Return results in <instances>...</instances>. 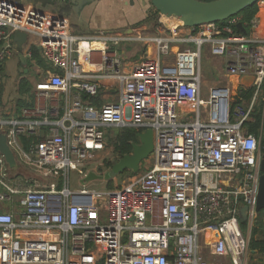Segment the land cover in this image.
I'll use <instances>...</instances> for the list:
<instances>
[{"label":"built area","instance_id":"obj_1","mask_svg":"<svg viewBox=\"0 0 264 264\" xmlns=\"http://www.w3.org/2000/svg\"><path fill=\"white\" fill-rule=\"evenodd\" d=\"M257 5L260 10L264 0ZM193 30L184 41L194 47L179 50L172 64L159 61L172 41L157 37L156 56L128 68L109 50L127 40L126 33L75 36L20 0H0V62L13 53L31 60L32 49L39 48L53 71L43 69L34 82V99L68 89L77 93L65 100L59 119L42 118L49 133L27 151L18 138L30 129L26 119L42 112L37 104L21 110L24 120L0 128L12 152L43 183L11 184L0 153V264H243L249 244L243 229L258 215L263 133L256 138L243 124L264 86V29L258 11L247 35L218 23ZM16 32L31 40L20 52L11 43ZM203 45L213 57L228 58V77L252 78L248 103L232 101L228 86L203 94ZM104 78L116 82L118 102L84 104L79 95L96 96ZM108 127L151 129L152 166L113 189H88L80 182L100 168L98 160L90 166ZM72 172L79 175L77 189L70 187Z\"/></svg>","mask_w":264,"mask_h":264},{"label":"crops","instance_id":"obj_2","mask_svg":"<svg viewBox=\"0 0 264 264\" xmlns=\"http://www.w3.org/2000/svg\"><path fill=\"white\" fill-rule=\"evenodd\" d=\"M20 2L50 15L52 19L59 21L60 24L75 36L87 37L102 30H113L115 32L126 33L128 39L120 43L119 54L128 68L136 63L142 62L147 56H156V44H154L153 40L157 37L172 41L171 43L169 42V54L165 57L159 56L161 64H172L175 54L179 50L186 46L194 47L192 44L184 41L187 39L188 35L194 32L193 28L182 27L177 22L174 23V20L164 18L159 14L151 16V8L149 7L147 0H92L91 3L82 6L79 14H75L72 11L71 0H20ZM261 9L259 10V14ZM260 19L262 29H264V22L261 17ZM128 29H131V32L128 33ZM30 42L31 40L27 36L25 43L22 44L21 47L26 48L27 44ZM11 43L16 47V43L13 41V36L11 38ZM206 46L208 47V45ZM11 57L3 62V67L18 66L20 76L17 82L19 83L21 79H27L31 84L32 93L34 82L27 77V73L32 69L41 78L42 74H44L43 69L53 71L48 63L45 62L44 64L46 66L44 67L39 64L33 56L31 60H27L25 66L21 65L17 55H15L14 59H11ZM39 57L41 58L40 54ZM217 58L224 61L226 66L228 58ZM25 70L26 73L24 72ZM100 83V89L96 96L90 97L84 94L79 95L84 104L90 103L95 107H101L106 103L118 102L119 96L117 93L116 82L112 78H104L100 80ZM15 93L17 95V91ZM76 96L77 93L74 89H68L66 92H50L49 94L41 96L37 101L34 99L33 107L37 104L38 107L42 109V112L29 116L26 119L27 125L30 126V129L19 136L18 143L20 147L24 150L20 141L21 137H25L26 139L29 138L32 142H35V140L46 136L49 133L50 127L41 123L42 118L47 116L50 120L55 121L57 118L59 119L65 109V100H70ZM53 101L56 102V104ZM5 102H7V98H2L0 103L1 130L3 127H6L5 124H7L9 120L25 119L21 116V110L25 108L18 110L16 101L12 104L7 102V106L5 105ZM55 110H57L58 116L55 115ZM28 148H30V146ZM103 154L104 152L95 154V160L92 159L93 161L91 162L92 165L96 160L101 159ZM16 163L18 164L17 169L20 168L22 174H29L25 181H28V183L34 185V187L42 188L41 185H43V183L37 182L35 178L36 176H34L35 172H33L32 169H29L30 172L28 173V170L25 168L21 159L16 158Z\"/></svg>","mask_w":264,"mask_h":264},{"label":"water","instance_id":"obj_3","mask_svg":"<svg viewBox=\"0 0 264 264\" xmlns=\"http://www.w3.org/2000/svg\"><path fill=\"white\" fill-rule=\"evenodd\" d=\"M152 9L159 15L166 18H174L180 20L183 25L187 27H197L207 23H220L235 17L247 7L258 4L261 0H212V1H199V0H148ZM92 0H71L72 11L79 14L82 6L91 3ZM236 28L245 33V29L241 22H237ZM127 32H131L128 29ZM27 35L24 32H16L13 34V41L16 43L17 50L21 51L22 44L25 43ZM39 50V48H37ZM22 66L27 63L26 58L21 54L17 55ZM26 73V70L24 71ZM252 78L245 76L241 78V84L248 86ZM136 143L131 144V152L122 155L118 160L112 161L110 169L105 171L104 174H96L92 171L88 172L86 176L81 179V184L86 185L92 181H109L116 176L129 171L137 173L140 163L145 160L153 149V134L151 129H146L144 132H137ZM262 153L260 158L261 175L258 180L255 210L262 214V224L264 231V132L262 133ZM0 153L3 155L8 169L12 175L18 170L16 157L12 150L6 143L5 133L0 131ZM247 208H241L240 223L246 221ZM263 258H264V252Z\"/></svg>","mask_w":264,"mask_h":264},{"label":"rangeland","instance_id":"obj_4","mask_svg":"<svg viewBox=\"0 0 264 264\" xmlns=\"http://www.w3.org/2000/svg\"><path fill=\"white\" fill-rule=\"evenodd\" d=\"M149 7L151 8V10H153L150 3H149ZM109 50L111 51L115 50L116 52L119 53L120 46L109 47ZM14 57L15 54L13 53L11 59H14ZM199 70H200L201 82L203 86L202 90L204 95L206 94L207 89L209 87L228 86L230 88L232 101H235V97L239 94L241 90H244L243 88L247 90L249 89V87L241 86V82H240L241 79L239 77L230 78L227 76V72L225 71L224 61H222L217 57H213L210 54L209 49L206 45H203L200 50ZM19 76H20L19 68L16 65L3 67V72L0 73V85L4 91L3 98L5 99L7 98L8 103L12 104L13 102L16 101L17 95L15 92L17 91V83H18L17 80L19 79ZM27 77L32 79L33 82H36L40 79V77L32 69L29 71V73H27ZM7 102H5L6 106L8 105ZM259 106H260V110L264 108V86H263V90H261L260 93H258L257 98L254 101L252 111L254 110L255 107L258 108ZM127 130L129 129L126 128L121 129L119 127L106 128V132L103 140V146H102L103 148L102 152H104V154L102 158L96 162L99 164L100 168H96L94 170V173L104 174L105 171L110 169L109 163H111L112 161H116L120 158L117 152L115 151L114 142L117 138H120L121 135L124 134ZM256 138H259V136H256ZM261 145H262V138L260 136V146ZM14 153L17 157L18 156L17 151L14 150ZM17 159L20 158L17 157ZM151 166H152V161L151 158L148 156L145 160H143L140 163L138 172L144 173ZM90 167H94V165ZM27 172L29 173L30 171L28 170ZM131 174L134 173L132 172L129 173L128 171H126L107 182L106 181L89 182L86 184V187L92 190L113 189L119 185H124ZM14 175L15 176H12L11 172L10 171L8 172L9 181L11 184L16 183L19 186H23L27 184L25 179L27 178V176H29V174H22V170L19 168L16 171V173H14ZM34 176H36L35 178L38 183L42 182L41 176L39 174L34 173ZM69 178H70L71 189L76 187L78 188L79 175L72 172ZM13 197H14V202L17 201L18 196L15 195ZM6 205H8V203H6ZM249 228H250L249 230H247V228L243 229L244 236L249 238L248 243L250 242L251 231L253 230V228H257L258 232L261 231L256 235L257 236L256 238H259L260 234H263L264 236L261 212H258L256 222L252 224ZM242 262L243 264H264L263 254H260L258 252H250V250L248 249V252L246 253V256L244 257Z\"/></svg>","mask_w":264,"mask_h":264},{"label":"trees","instance_id":"obj_5","mask_svg":"<svg viewBox=\"0 0 264 264\" xmlns=\"http://www.w3.org/2000/svg\"><path fill=\"white\" fill-rule=\"evenodd\" d=\"M199 1H212V0H199ZM259 11L258 5H254L251 7L245 8L243 11H241L239 14H237L235 17L228 19L224 22L218 23L220 26L227 24L231 26L236 32H239V30L236 28V23H233L234 20H237L242 23L245 34L247 35L249 33L250 29V21L257 15ZM151 16L158 15V13L155 10H151ZM32 56L37 60L39 64L42 66H46L44 61L39 57V52L36 48L32 49ZM3 62H0V73L3 72ZM252 97V91L251 89L248 90H241L239 94L235 97V103L240 101H245L248 103ZM3 98V89L0 85V103ZM34 105V95L32 93V87L30 82L27 79H21L18 83L17 87V100H16V106L17 109L20 110L21 108L30 109L33 108ZM244 129L255 136H259L262 132H264V124L262 120V110H260V106L257 108L255 107L254 110L250 113V119L243 124ZM127 130L124 134L121 135L120 138H117L114 142V148L119 157L125 154H129L131 152V144L137 142V138L135 136V131L131 128H126ZM40 139L35 140V142H32L31 139H26L25 137H21L20 141L23 145V148L25 151H27L29 146L37 143ZM29 145V146H28ZM263 147V141L262 145ZM111 166V163H109V168ZM129 172V171H128ZM131 173V172H129ZM259 222V221H258ZM244 226V223L242 224ZM261 231H257V228H253L251 231V238L250 242L248 244V249L250 252H258L262 254L264 252V236L263 234H260L259 238H256L257 234Z\"/></svg>","mask_w":264,"mask_h":264},{"label":"bare ground","instance_id":"obj_6","mask_svg":"<svg viewBox=\"0 0 264 264\" xmlns=\"http://www.w3.org/2000/svg\"><path fill=\"white\" fill-rule=\"evenodd\" d=\"M263 8L261 9V11H260V17L262 18V20H263V22H264V6H262ZM164 18H166V17H164ZM170 20H174V23L175 22H177V23H181V21L180 20H177V19H174V18H169Z\"/></svg>","mask_w":264,"mask_h":264},{"label":"flooded vegetation","instance_id":"obj_7","mask_svg":"<svg viewBox=\"0 0 264 264\" xmlns=\"http://www.w3.org/2000/svg\"><path fill=\"white\" fill-rule=\"evenodd\" d=\"M135 131V130H134ZM137 133V131H135V134Z\"/></svg>","mask_w":264,"mask_h":264}]
</instances>
